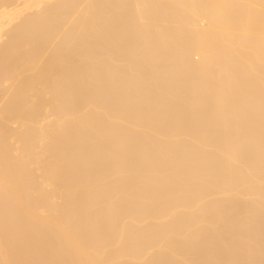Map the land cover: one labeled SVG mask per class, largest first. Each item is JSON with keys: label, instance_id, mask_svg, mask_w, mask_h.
Returning <instances> with one entry per match:
<instances>
[{"label": "bare ground", "instance_id": "1", "mask_svg": "<svg viewBox=\"0 0 264 264\" xmlns=\"http://www.w3.org/2000/svg\"><path fill=\"white\" fill-rule=\"evenodd\" d=\"M0 264H264V0H0Z\"/></svg>", "mask_w": 264, "mask_h": 264}]
</instances>
